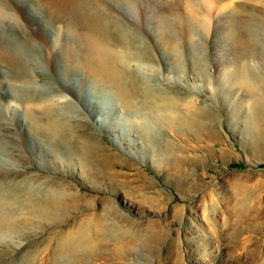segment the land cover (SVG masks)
<instances>
[{"label":"rangeland","instance_id":"374dc122","mask_svg":"<svg viewBox=\"0 0 264 264\" xmlns=\"http://www.w3.org/2000/svg\"><path fill=\"white\" fill-rule=\"evenodd\" d=\"M91 1L111 25L106 38L62 5L57 25L63 37L73 24L84 37L100 36L120 51L130 46L136 57L127 61V75L136 77L142 90L172 99L175 107L136 104L149 137L133 144L137 137L128 138L126 120L115 118V109L108 113L116 127L104 126L98 117L102 102L113 94L107 85L90 82L82 69L69 73L61 62L55 63L59 72L50 62L44 66L38 85L45 95L74 98L60 111L76 140L57 139L54 153L44 157L39 144L48 137L37 140L24 125V131H13L16 138L6 140L25 156L21 171L0 172V199L12 217L21 211L13 202L17 195L60 190L76 194L77 202L54 220L25 215L27 223L17 219L12 228L0 230L3 239L23 238L20 245L3 248L0 264H50L45 254L30 251H36L34 242L84 222L101 228L92 255L74 262L58 256L55 264H264V0H207L202 9L210 29L195 27L188 41L177 43L180 75L168 71L170 50L155 31L149 34L126 12L133 6L135 15H144L138 9L143 1L168 26L176 14H187L188 0ZM50 14L48 33L55 27ZM54 34L47 37L50 48ZM243 59L254 79L244 89L238 83ZM185 115L199 123L187 122Z\"/></svg>","mask_w":264,"mask_h":264},{"label":"bare ground","instance_id":"6f19581e","mask_svg":"<svg viewBox=\"0 0 264 264\" xmlns=\"http://www.w3.org/2000/svg\"><path fill=\"white\" fill-rule=\"evenodd\" d=\"M205 3H208L207 0L199 2L195 0L186 1L187 14H182V12L176 14L175 23L168 26L164 23V18L152 14L146 8L147 4L143 1H140L138 9L144 15H135L136 11L133 6H128L129 9L126 13H128L131 20L138 21L143 26L145 25L149 34L153 35L155 31L156 40L170 50L169 58L171 60L170 64H168V71L176 72L180 75L184 70L175 67V62L179 59L178 54H176L177 46L179 45L177 43H182L183 39L188 41L195 27L203 29L204 33L211 27L209 17L206 16L207 13L205 14L202 9ZM94 4L91 0H65V3H62V0H0V172L9 175L21 171L20 162L24 160L25 155L23 156V152L19 147L9 145L12 141L10 142L6 138L16 134L13 131L20 132L23 130L22 125L37 140L40 139V135L41 139L43 136L49 138V140H44V138L39 144V152L44 157L54 153L52 147L55 146L53 143L57 139L69 138L68 141L70 139L71 141L76 140L74 135L70 134L69 123L64 120L60 111L61 107L71 104L74 98L62 95V97L67 98L62 101V98L59 99L60 97L56 95L58 97L57 100L54 95H45L44 90L38 85L41 80L39 72L49 62L53 72L54 68H57L55 63L61 62L69 73H75V71L78 72V70L82 69L87 72L90 82L97 81L98 84L107 85L106 87L111 89L113 94L109 97V101L105 100L102 102L104 109L99 112L98 117L103 119L101 123L104 126L114 125L113 123H116V121L114 117L109 116L108 111L115 109L117 113L115 118L126 120L124 124L128 127L126 134L128 138L137 137V140H132L131 138L133 144L139 139L143 140L145 137H149L148 128L143 125V123L145 125L147 123L142 122L145 117L141 115V111L134 110L136 104L142 101L144 103L143 107L152 110H165L166 106L168 109L175 107L172 99L152 95L150 92L142 90L137 83L138 81L136 82L135 80L136 77L127 75V69L125 70L126 63L129 59L136 56L130 50V46L120 51L108 43L105 36L112 30L111 25L105 16L94 11ZM62 5L68 8V13L80 18L87 26L85 28L91 29L94 31L93 33H98V35L105 38L95 35L93 37H84L73 24L69 28L67 36L63 37L59 25H57L61 17L59 13L63 8ZM147 6L149 7V5ZM51 7L54 8L51 9ZM135 7L137 6L135 5ZM49 12L51 13V18L54 19L55 26L50 33L46 32ZM151 23L160 28L156 29L154 26L148 28ZM41 32H44L45 36H42ZM53 32L55 33L53 48H50L47 43V37ZM124 37L125 35L123 34L121 38ZM125 40L129 41L128 38H125ZM239 41L241 46L245 47L247 44L243 37ZM49 52L51 53L50 56ZM248 53L249 51H245L243 56L245 57ZM242 61L238 72V83L244 89L248 88L247 86L254 79L252 78V73H250L249 65L245 63L246 60L243 59ZM57 72H59L58 68ZM72 79V83L77 85L78 79ZM63 80L66 81L65 78ZM63 80L61 82H63L65 88L70 87ZM66 82L68 83V81ZM74 97H76V94ZM187 116L189 115L187 114ZM186 121L191 123L195 122V119L187 117ZM197 121L195 123H199ZM253 122L255 123L254 119ZM114 126L116 127V125ZM10 139L13 140V138ZM144 143L146 142L144 141ZM4 147L6 148L4 149ZM169 147L167 146L168 149H170ZM54 156L57 159L61 158L60 155ZM93 158H96V156ZM40 165L43 164L40 163ZM76 198L77 196L74 193L70 196L67 194L62 195L60 190L51 192L41 190L38 194L26 193L25 196L17 195L14 197L13 202L20 205L21 211L19 212L20 214L18 213L19 215L14 217L7 215L9 205L3 199H0V230L2 232L5 228H12L15 226L17 219V221L20 220L27 223L29 220H26L27 217L25 215L31 216L33 219L41 218L47 220L51 218L54 220L70 203H76ZM100 229L99 225L84 222L72 232L65 233L60 231L42 240H36L32 245L37 247L36 251H30L35 256L45 254L47 263L50 264H55L54 261L59 258L58 256L70 258L71 262H74L79 258L92 255ZM18 238L15 241L1 238L0 252H6L3 248L11 246V244L14 247L15 245H20L23 238L21 236Z\"/></svg>","mask_w":264,"mask_h":264}]
</instances>
